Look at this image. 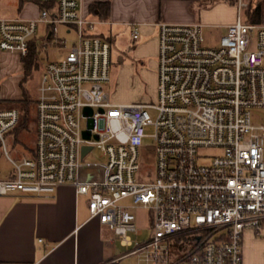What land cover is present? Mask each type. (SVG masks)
<instances>
[{"label":"built area","instance_id":"obj_1","mask_svg":"<svg viewBox=\"0 0 264 264\" xmlns=\"http://www.w3.org/2000/svg\"><path fill=\"white\" fill-rule=\"evenodd\" d=\"M43 1L54 6L37 17H0V51L26 56L40 24L45 47L66 41L60 25L77 37L42 73L31 155L15 160L5 143L27 120L25 99H0V144L13 163L0 195L51 196L72 184L87 196L89 218L128 248L112 262L244 264V230L264 237V123L253 121L264 111V22L248 21L251 0H234L238 18L214 45L201 22H159L152 102L113 101L105 88L112 43L90 31L80 0ZM148 137L154 159L145 165ZM95 150L103 161L91 159ZM136 209L146 210L144 225Z\"/></svg>","mask_w":264,"mask_h":264},{"label":"crops","instance_id":"obj_2","mask_svg":"<svg viewBox=\"0 0 264 264\" xmlns=\"http://www.w3.org/2000/svg\"><path fill=\"white\" fill-rule=\"evenodd\" d=\"M98 3L109 4V9L104 5L103 10L93 8ZM80 7L84 16L94 22L92 33L104 37L109 33L112 43L115 34L125 29L134 41L142 39L143 45L153 36L157 53L159 22L202 23L201 20L209 18L218 7L233 13V7L226 3L211 5L209 0H80ZM40 9L36 1L20 4L18 0L15 9L12 4L0 0V17L34 18ZM233 20L234 17L229 16L219 21L225 32ZM134 24L138 27V38L132 35ZM64 28L67 33L74 32L69 26L64 25ZM43 36L38 32L32 41L42 42ZM8 55L18 56L0 51V70ZM18 58L23 68V58ZM21 95L16 89L11 97L0 99H22ZM12 174V166L0 169V179ZM82 195L72 184L59 186L51 196L38 197L22 192L0 195V264H103L107 254L102 239L105 226L98 219L89 218L88 203L86 200L84 203Z\"/></svg>","mask_w":264,"mask_h":264},{"label":"rangeland","instance_id":"obj_3","mask_svg":"<svg viewBox=\"0 0 264 264\" xmlns=\"http://www.w3.org/2000/svg\"><path fill=\"white\" fill-rule=\"evenodd\" d=\"M5 3H10L17 8L18 0H4ZM224 2L228 6L233 7V13L221 10V7L216 8L211 12L209 18L202 19L203 34L205 42L209 45L217 43L220 35L225 32L222 22L229 16L234 17V22L238 18V8L229 0H209L211 5L215 3ZM245 9L242 10V19H245ZM221 14H223L221 16ZM230 22V23H231ZM263 23V22H262ZM59 36L66 39L62 44L52 42L46 47L40 43L39 48V67L32 70L31 75L25 79L23 68L20 66L17 55H8L3 61V68L0 70V97L9 98L11 94L20 90L21 97L25 95L31 100L27 108V120L22 123L16 130L6 136L5 143L9 151V155L19 160L25 156L33 153L36 144V126H37V110L35 101L40 95V82L42 73L46 64L49 61H56L63 58L70 47L75 43L76 33L65 32L64 25H60ZM46 29H43V24L39 26V34L44 35ZM105 36L108 38L110 34ZM112 42V67L110 73V81L105 84V88L110 93L113 101L116 102H152L157 101V87H158V53L155 48V39L153 36L148 38L145 44H141L140 40L134 41L130 32L121 29L118 34H115ZM136 46V47H135ZM17 54V53H14ZM120 59H123L122 61ZM24 91L26 92L24 94ZM152 118H156L157 111L153 108L149 109ZM253 121L255 123H264V111H256ZM148 132H152L153 128L148 127ZM144 151H149L147 157H141L142 162L146 165L152 163L154 155V142L151 137L144 140ZM91 159L103 161L105 157L98 153L97 150L91 153ZM149 161V162H148ZM13 167L11 159L8 157L4 146L0 144V169H7ZM84 203H88L86 195H82ZM86 200V201H85ZM138 223L144 225L145 214L144 209H136ZM96 219V218H94ZM115 233L112 229L105 226L102 232V239L104 240L106 248V258L103 264H139L137 258L133 255L120 259L117 262H112L113 258L125 253L128 248L120 244L115 239ZM242 250L244 264H264V237L255 233L252 228H246L242 235Z\"/></svg>","mask_w":264,"mask_h":264},{"label":"trees","instance_id":"obj_4","mask_svg":"<svg viewBox=\"0 0 264 264\" xmlns=\"http://www.w3.org/2000/svg\"><path fill=\"white\" fill-rule=\"evenodd\" d=\"M26 1H36V2H38V4L40 5L41 8H43V7L50 8V7L54 6L53 2H45L43 0H20V4H24ZM229 2L232 4H235L234 0H229ZM103 5L109 9V4H101V3L95 4L93 6V8H100V10L102 8V10H103ZM247 19H248V21H251V22H257V23L264 22V0H251ZM40 43L41 42H39V40H36V39L31 41L29 52L22 59L25 79L29 75H31L33 69L39 67ZM25 93L26 92L24 91V94ZM24 99H25L24 100L25 101L24 108H27L29 106V104L31 103V100L26 95H25Z\"/></svg>","mask_w":264,"mask_h":264},{"label":"water","instance_id":"obj_5","mask_svg":"<svg viewBox=\"0 0 264 264\" xmlns=\"http://www.w3.org/2000/svg\"><path fill=\"white\" fill-rule=\"evenodd\" d=\"M89 149H90L89 146H85L84 149H83V153H86Z\"/></svg>","mask_w":264,"mask_h":264}]
</instances>
